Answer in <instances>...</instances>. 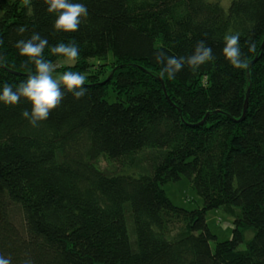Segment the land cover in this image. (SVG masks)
Instances as JSON below:
<instances>
[{"label":"trees","instance_id":"16d2710c","mask_svg":"<svg viewBox=\"0 0 264 264\" xmlns=\"http://www.w3.org/2000/svg\"><path fill=\"white\" fill-rule=\"evenodd\" d=\"M79 2L89 15L64 33L44 0H0V90L35 74L15 47L34 32L47 39L52 63L65 58L52 46L75 41L71 71L86 76L87 89L80 99L65 90L37 127L21 115L31 108L23 98L0 102V256L10 264H264V0ZM237 33L247 66L257 57L248 74L222 54L224 35ZM200 40L214 60L161 75L157 53L188 57ZM108 54L114 63L101 78L90 61ZM182 177L201 208L166 196L163 186ZM213 210L232 217L230 239L209 230Z\"/></svg>","mask_w":264,"mask_h":264},{"label":"clouds","instance_id":"9594fccd","mask_svg":"<svg viewBox=\"0 0 264 264\" xmlns=\"http://www.w3.org/2000/svg\"><path fill=\"white\" fill-rule=\"evenodd\" d=\"M25 5L30 0H24ZM47 5V12L55 16L53 22L54 30L64 33L77 32L81 25L82 18H86L89 13L87 6L79 0H44ZM23 26H19L18 33L25 32ZM3 41L0 40V44ZM222 54L229 64L236 69L247 68V62L243 58L240 47V35L225 34L223 37ZM48 46L46 38L39 33H33L27 40H18L15 47L19 54L28 57L35 66V74L29 75L15 89L5 83L0 90V102L5 105H18L23 98L31 108L23 109L21 115L27 119L29 124L37 127L38 123L48 119L52 110L58 108L64 99L65 90L73 94L75 99L85 96L87 89L84 87L86 76L76 71H65L62 75L54 78L52 73L55 66L50 60L43 56L44 49ZM53 55L63 56L70 62H75L80 51L75 41L71 43L60 42L50 49ZM249 52L256 51V44L250 43ZM213 50L204 40L197 42L193 53L188 57L166 56L159 52L156 55L157 63L164 64L161 75L167 73L169 79H174L185 64L193 69L214 60ZM0 264H10V259L0 256ZM29 264V262H25Z\"/></svg>","mask_w":264,"mask_h":264},{"label":"rangeland","instance_id":"374dc122","mask_svg":"<svg viewBox=\"0 0 264 264\" xmlns=\"http://www.w3.org/2000/svg\"><path fill=\"white\" fill-rule=\"evenodd\" d=\"M225 7L228 5L229 0H220ZM91 72H96L101 76V78L109 75V69L111 63H114V58L112 54H108L106 58H95L90 61ZM103 63V64H101ZM75 62H70L67 58L58 59L53 65L55 66V71L52 73L54 78L59 77L65 71H71V66H73ZM87 66V65H86ZM92 74V73H91ZM115 95L113 93H109V101H114ZM101 165L106 167L109 163H106L102 160ZM166 196L169 200L177 207L185 208L188 210L201 208L202 200L196 194L194 189L192 188L190 182L182 177L180 181L176 183H167L163 186ZM184 223L183 221H178L174 224L171 222V227H178ZM206 223L208 225L209 230L217 237L218 241H225L231 238L232 229H233V219L230 215L224 214L221 210H213L209 211L206 214ZM252 237V232H248L244 235V243L239 246L240 250L245 249L246 242Z\"/></svg>","mask_w":264,"mask_h":264},{"label":"water","instance_id":"95a60500","mask_svg":"<svg viewBox=\"0 0 264 264\" xmlns=\"http://www.w3.org/2000/svg\"><path fill=\"white\" fill-rule=\"evenodd\" d=\"M264 47V40H263V43H262V46L260 49H262ZM257 57L254 59V61L252 63H254L256 61ZM250 63L247 68H246V71H247V74H248V71H249V66L252 64ZM161 84H162V81L160 80ZM163 85V84H162ZM249 93H250V87H248L247 91H246V97H245V101H244V106H243V114H242V118H244L245 116V113H246V109H247V103H248V98H249Z\"/></svg>","mask_w":264,"mask_h":264}]
</instances>
